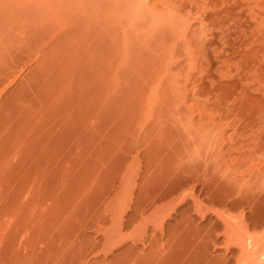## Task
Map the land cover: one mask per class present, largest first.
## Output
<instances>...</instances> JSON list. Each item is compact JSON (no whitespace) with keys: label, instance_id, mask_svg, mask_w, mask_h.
<instances>
[{"label":"rangeland","instance_id":"374dc122","mask_svg":"<svg viewBox=\"0 0 264 264\" xmlns=\"http://www.w3.org/2000/svg\"><path fill=\"white\" fill-rule=\"evenodd\" d=\"M0 93V264H264V0H0Z\"/></svg>","mask_w":264,"mask_h":264},{"label":"bare ground","instance_id":"6f19581e","mask_svg":"<svg viewBox=\"0 0 264 264\" xmlns=\"http://www.w3.org/2000/svg\"><path fill=\"white\" fill-rule=\"evenodd\" d=\"M1 94L2 93H0V95ZM13 111L17 112L14 108H6V109H3L2 113H0V120L2 123H5L6 124L5 127H7V129L5 131V135H9L10 130L13 129V127H14L13 120H14L15 114ZM41 115H40V117H41ZM38 120H39V118H38ZM1 134L2 133L0 132V135ZM3 138L4 137L2 136L0 138V141ZM27 142L28 141H25L23 144H25ZM27 146H28L27 144L23 146L24 151L27 150ZM5 157H7V154L5 155ZM5 159L3 157V160L2 159L0 160V188H1V191H0V229L2 230V232L0 231V245L4 241L6 242V239H9L8 237H10V235H11L10 232L12 233V229L13 228L15 229V227L18 226L16 224V222L19 218H22L23 220L25 218V221H27L26 217L28 216L27 214H29V210H28L29 201L36 202L37 200H39V199H37V197L34 193L40 191L41 185H42L41 184L42 180H41L40 170L33 172V167H34V164H36V163L28 164L26 171L24 172L23 176L20 178V180H18V182H16L12 176L10 177V175H11L10 174L11 172L9 171L11 169L10 166H9L10 169L7 168L8 170L3 169ZM7 164L9 165V162ZM7 164L5 163L6 166H7ZM7 171H9L10 173L7 174ZM29 186L32 187V189H34L36 191L35 192L30 191ZM22 197H24L23 200H22ZM2 198H4V200H2ZM3 201H4V203H3ZM17 208L21 209V210L16 212ZM132 210H133V212H132V214L129 215V217L134 215L136 212L139 211L136 208V204H135V206H133ZM40 216H42V215H40ZM8 219L10 222H8ZM25 223H26V226L28 227V224H27L28 222H25ZM23 225H22V228L25 227V226L23 227ZM20 226L18 227L17 230L18 231L20 230L21 234H23L22 233L23 231H22ZM25 229L26 228H24L23 230L25 231ZM27 230H28V228L26 229V232H27ZM26 232H24V233L26 234ZM27 234H26V236H27ZM7 235H8V237H7ZM12 236H13V234H12ZM24 243L25 242H23V244Z\"/></svg>","mask_w":264,"mask_h":264}]
</instances>
